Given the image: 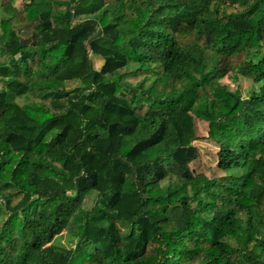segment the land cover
<instances>
[{"label": "trees", "instance_id": "obj_1", "mask_svg": "<svg viewBox=\"0 0 264 264\" xmlns=\"http://www.w3.org/2000/svg\"><path fill=\"white\" fill-rule=\"evenodd\" d=\"M0 264H264V0H0Z\"/></svg>", "mask_w": 264, "mask_h": 264}, {"label": "rangeland", "instance_id": "obj_2", "mask_svg": "<svg viewBox=\"0 0 264 264\" xmlns=\"http://www.w3.org/2000/svg\"><path fill=\"white\" fill-rule=\"evenodd\" d=\"M91 60L93 67L96 69H98L102 64V60L97 57H91ZM78 84H79L78 81H70L66 83V87L72 88L77 86ZM243 84H244L243 88L245 89L247 83L244 82ZM196 126H197V135L199 139L195 140L193 143L198 150V157L196 158L195 161H193L190 164V166L192 170L196 173H203L210 178L217 179L222 175V173H220L215 166L217 147L211 141L204 138V136L207 133V123L203 121L202 122L196 121ZM201 195L203 194L201 193ZM93 199L94 198L92 195H88L83 202L84 207H86L87 209L90 208L91 205L93 204ZM61 241L63 243V239H61Z\"/></svg>", "mask_w": 264, "mask_h": 264}]
</instances>
